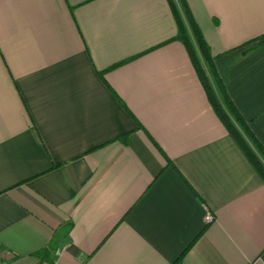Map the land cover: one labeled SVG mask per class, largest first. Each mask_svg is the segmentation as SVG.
Instances as JSON below:
<instances>
[{
	"label": "crops",
	"instance_id": "1",
	"mask_svg": "<svg viewBox=\"0 0 264 264\" xmlns=\"http://www.w3.org/2000/svg\"><path fill=\"white\" fill-rule=\"evenodd\" d=\"M186 2L264 147V0ZM177 36L168 0H0V254L264 264V182Z\"/></svg>",
	"mask_w": 264,
	"mask_h": 264
},
{
	"label": "trees",
	"instance_id": "2",
	"mask_svg": "<svg viewBox=\"0 0 264 264\" xmlns=\"http://www.w3.org/2000/svg\"><path fill=\"white\" fill-rule=\"evenodd\" d=\"M168 2L178 28L177 39L186 48L193 68L207 94L210 104L234 142L264 182V147L255 137L249 123L242 117L228 95L215 67V57L202 31L195 22L186 0H168ZM252 43H257L258 46H264V35L250 41L242 48ZM70 230L71 225L64 227L59 233L54 235L47 249L33 256L47 263H51V255L52 252L57 250L59 239L67 237ZM179 263L180 260L176 264Z\"/></svg>",
	"mask_w": 264,
	"mask_h": 264
},
{
	"label": "built area",
	"instance_id": "3",
	"mask_svg": "<svg viewBox=\"0 0 264 264\" xmlns=\"http://www.w3.org/2000/svg\"><path fill=\"white\" fill-rule=\"evenodd\" d=\"M206 220L208 223H212L214 221V217L212 215H208ZM0 264H20V263L13 258H9L0 254Z\"/></svg>",
	"mask_w": 264,
	"mask_h": 264
}]
</instances>
